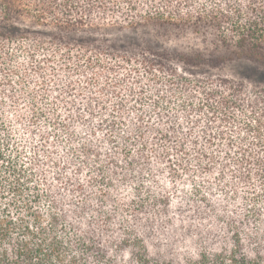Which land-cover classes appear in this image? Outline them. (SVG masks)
I'll use <instances>...</instances> for the list:
<instances>
[{"label":"trees","instance_id":"1","mask_svg":"<svg viewBox=\"0 0 264 264\" xmlns=\"http://www.w3.org/2000/svg\"><path fill=\"white\" fill-rule=\"evenodd\" d=\"M240 60L264 0H0V264H264V88L177 67Z\"/></svg>","mask_w":264,"mask_h":264},{"label":"rangeland","instance_id":"2","mask_svg":"<svg viewBox=\"0 0 264 264\" xmlns=\"http://www.w3.org/2000/svg\"><path fill=\"white\" fill-rule=\"evenodd\" d=\"M112 49L119 52L134 53L142 45V37L138 33H114L109 38ZM183 74L191 77H226L254 88H264V65L246 60L227 63L219 67L188 66L183 63L177 64Z\"/></svg>","mask_w":264,"mask_h":264}]
</instances>
